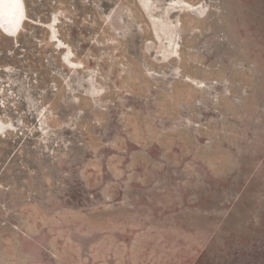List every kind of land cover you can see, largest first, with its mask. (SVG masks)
Wrapping results in <instances>:
<instances>
[{
  "label": "rangeland",
  "instance_id": "rangeland-1",
  "mask_svg": "<svg viewBox=\"0 0 264 264\" xmlns=\"http://www.w3.org/2000/svg\"><path fill=\"white\" fill-rule=\"evenodd\" d=\"M23 1L0 264H264V0Z\"/></svg>",
  "mask_w": 264,
  "mask_h": 264
},
{
  "label": "bare ground",
  "instance_id": "bare-ground-1",
  "mask_svg": "<svg viewBox=\"0 0 264 264\" xmlns=\"http://www.w3.org/2000/svg\"><path fill=\"white\" fill-rule=\"evenodd\" d=\"M25 17V6L23 0H19L18 4L11 5L7 3H0V31L2 33L11 37L16 35ZM7 127L8 125L0 119V133Z\"/></svg>",
  "mask_w": 264,
  "mask_h": 264
},
{
  "label": "snow or ice",
  "instance_id": "snow-or-ice-1",
  "mask_svg": "<svg viewBox=\"0 0 264 264\" xmlns=\"http://www.w3.org/2000/svg\"><path fill=\"white\" fill-rule=\"evenodd\" d=\"M19 0H0V3H7L9 5L11 4H18Z\"/></svg>",
  "mask_w": 264,
  "mask_h": 264
}]
</instances>
